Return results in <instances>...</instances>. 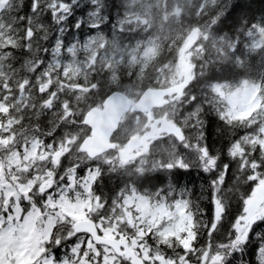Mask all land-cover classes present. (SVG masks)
Here are the masks:
<instances>
[{
  "label": "snow or ice",
  "instance_id": "obj_1",
  "mask_svg": "<svg viewBox=\"0 0 264 264\" xmlns=\"http://www.w3.org/2000/svg\"><path fill=\"white\" fill-rule=\"evenodd\" d=\"M81 3L0 0V264H264V11L185 0L155 66L136 0Z\"/></svg>",
  "mask_w": 264,
  "mask_h": 264
},
{
  "label": "rangeland",
  "instance_id": "obj_2",
  "mask_svg": "<svg viewBox=\"0 0 264 264\" xmlns=\"http://www.w3.org/2000/svg\"><path fill=\"white\" fill-rule=\"evenodd\" d=\"M247 0H245L246 2ZM108 4L110 2L120 4L122 0H107ZM124 3H129L130 0H123ZM87 0H82L81 9ZM113 15H115V9H111ZM128 12V19L133 21L132 27L137 28L146 20L148 25L151 27L152 36L158 41V44H162L164 41L166 46H162V52L164 55H169L170 51L168 48L171 46L173 39L180 44L182 39L186 36V28L191 22H195L194 16L189 13L188 8L185 6V0H136V5L132 8L126 9ZM77 18H80V10H78ZM106 32L110 31V28L105 29ZM89 34V29L87 26L83 27L77 34L73 31V35H69L68 39H73V36L77 38H86ZM145 35L141 33V36ZM137 37H134V39ZM176 51V50H175ZM175 54V52H174ZM153 59V63L155 61ZM168 63H162V65H167ZM156 66V63H154ZM148 77L143 83L149 84L151 82V77L155 75L152 68L147 70ZM214 117V116H213ZM215 125L211 130L218 133L217 129L219 123H212L210 127ZM214 136L209 135L210 142ZM223 141H221L222 143ZM220 143V144H221Z\"/></svg>",
  "mask_w": 264,
  "mask_h": 264
},
{
  "label": "trees",
  "instance_id": "obj_3",
  "mask_svg": "<svg viewBox=\"0 0 264 264\" xmlns=\"http://www.w3.org/2000/svg\"><path fill=\"white\" fill-rule=\"evenodd\" d=\"M112 3L113 2H110L109 5H111ZM246 3H250L251 11L252 12H255V13L258 14L260 11H264V3H262L261 0H247ZM231 22H232L231 20L228 21V23H231ZM177 43L178 42H176L175 39L172 40L171 46L168 48V50L171 53H174L175 52ZM250 63L253 66L252 67V71L253 72H258V71H261L262 70L259 67V56H257L256 54H253V57L250 59ZM218 67H220V66H218ZM212 119H215L214 117H212V115H210L207 118V120H208V128H207V131H208L209 135L214 136V138L212 139L213 145L214 146H220L221 140H220V138L218 136V133H215V132H213V130H211L215 125H213L212 127H210L212 123H215V121H213ZM197 172L200 173L199 171H197ZM181 175L183 177V183L188 184L189 187L192 188V189H193V186H194V189L195 190H196V187H197L198 191H197L196 194H194V196H198L199 193H200V190H201V188H202V186L204 184V177H203V175H202L201 181L200 180H197L196 183H193V178L190 176L189 171L188 172H182ZM194 178H199L198 174H196L194 176ZM117 183H118V181L115 178H113V179H106L104 182H102L101 188L104 191V193L107 195V194H110V191L116 187Z\"/></svg>",
  "mask_w": 264,
  "mask_h": 264
},
{
  "label": "bare ground",
  "instance_id": "obj_4",
  "mask_svg": "<svg viewBox=\"0 0 264 264\" xmlns=\"http://www.w3.org/2000/svg\"><path fill=\"white\" fill-rule=\"evenodd\" d=\"M162 46H166V43L163 41L162 44L159 45V48H158V55L156 56V60L154 61V63H156V66H161L162 63H169L173 60L174 58V53H171L169 55H164V53L162 52ZM167 47V46H166ZM148 84H146V82L144 83V86H147ZM213 117V116H212ZM215 118V117H214ZM213 121H215V123H219L218 121H216L215 119H212ZM213 147H216V148H219V146H214ZM198 170L193 168L189 171L190 173V176L193 178V183H196L197 180H200L202 179V174L198 173L197 172ZM198 174L199 178H194V176ZM163 175V174H161ZM198 191L197 187H196V190L194 189V186H193V192L194 194H196Z\"/></svg>",
  "mask_w": 264,
  "mask_h": 264
}]
</instances>
